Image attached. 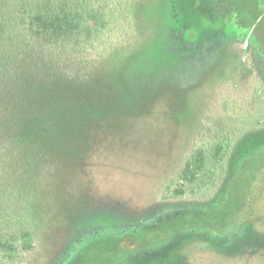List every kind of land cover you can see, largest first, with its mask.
Wrapping results in <instances>:
<instances>
[{
	"label": "rangeland",
	"instance_id": "1",
	"mask_svg": "<svg viewBox=\"0 0 264 264\" xmlns=\"http://www.w3.org/2000/svg\"><path fill=\"white\" fill-rule=\"evenodd\" d=\"M82 1L100 17L79 55L90 59L84 70L91 65L93 73L17 105L45 149L39 158L45 207L32 249L9 257L0 249V264H70L83 246L154 222L173 204L211 199L229 155L257 147L264 130L261 3L237 30L228 19L215 21L225 36L208 49L198 46L197 55L188 48L197 45L196 32H168L165 0ZM246 30L247 41L240 36ZM253 37L257 43L248 47ZM249 133L254 138L244 139ZM198 151L204 170L193 182L181 181L179 172ZM248 169L247 202L230 198L239 204L230 221L245 213L257 219L247 244L238 235L229 241L226 234L217 240L211 232L169 231L158 245L141 242L116 254L95 248L74 264H264V164ZM17 215L0 218V241L18 230Z\"/></svg>",
	"mask_w": 264,
	"mask_h": 264
},
{
	"label": "trees",
	"instance_id": "2",
	"mask_svg": "<svg viewBox=\"0 0 264 264\" xmlns=\"http://www.w3.org/2000/svg\"><path fill=\"white\" fill-rule=\"evenodd\" d=\"M165 4L168 32L174 35H185L188 31L197 33V45L188 47L190 53L198 55V46L208 49L217 37L225 36L226 29L214 26V20L199 13L194 0H165ZM99 22L96 11L82 0H0V108H8L7 112L0 109V218L2 222H9L18 212L19 223L11 239L0 241L3 256L32 249L33 229L45 207L39 165L45 149L42 140L28 126V113H17V105L24 101L29 103L44 92L47 94L49 88L61 82L91 77V65L84 70L90 59L79 55L97 32ZM247 34L246 30L240 36L247 41ZM172 41L170 33L168 44L174 52ZM253 43H257L254 37L247 46ZM261 57L259 63L264 71V57ZM247 135L244 139L254 138V134ZM259 136L258 146H253L242 157H236L234 151L229 155L226 174L211 199L178 207L173 204L154 222L152 219V222L134 223L129 231L83 246L70 264L80 257L83 261L84 254L95 248L116 254L127 252L129 246L135 247L141 242L158 245L161 233L169 231L180 236H208L211 232L217 240L226 234L229 241L238 235L243 245L247 244L257 219L251 220L250 213H245L241 219L230 221L233 211L239 207L230 198L241 196L242 202H247L246 187L253 180L248 168L256 163L264 164V130L259 131ZM204 168V154L198 151L186 161L178 177L181 181L193 182Z\"/></svg>",
	"mask_w": 264,
	"mask_h": 264
},
{
	"label": "flooded vegetation",
	"instance_id": "3",
	"mask_svg": "<svg viewBox=\"0 0 264 264\" xmlns=\"http://www.w3.org/2000/svg\"><path fill=\"white\" fill-rule=\"evenodd\" d=\"M196 6L199 3H203V9L205 16L211 21L230 20L232 26L238 28L242 25L244 20L249 18L250 11L255 14V9L264 7L263 0H194ZM229 13V15L227 14ZM253 19H259V15L252 16ZM257 29V28H256ZM253 34L256 33L255 27L253 28Z\"/></svg>",
	"mask_w": 264,
	"mask_h": 264
}]
</instances>
